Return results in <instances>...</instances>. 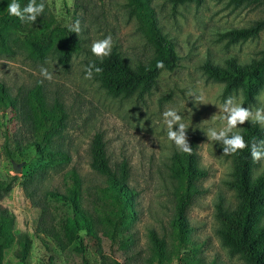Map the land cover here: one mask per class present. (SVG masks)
Listing matches in <instances>:
<instances>
[{
    "label": "rangeland",
    "instance_id": "1",
    "mask_svg": "<svg viewBox=\"0 0 264 264\" xmlns=\"http://www.w3.org/2000/svg\"><path fill=\"white\" fill-rule=\"evenodd\" d=\"M44 3L45 22L36 25L34 31L52 30L56 34L60 26L72 27L78 20L81 31L76 35L81 47L72 53L68 67H64L55 49L57 36L53 34L54 42L46 56L37 59L30 55L24 42L29 32L11 30L10 50L0 52V81L12 96L18 95L26 103L21 117L0 108V179L15 177L11 189L0 196V209L13 217L14 236L26 235L31 240L24 262L16 255L19 245L14 241L4 250L2 264H84L83 257L89 264H159L153 260L150 230L166 240V259L162 264H178L173 259L175 242L170 225L178 182L169 169L171 156L178 149L167 137L163 117L167 108L182 116L188 140L196 136L199 164L208 171L200 180L202 193L187 210L197 252L186 253L192 263L199 260L200 264L212 261L242 264V259L230 254L216 233V204L236 203L234 191L226 183L231 177L232 160L224 155L222 145L209 140L206 133L209 129L219 131L226 127L221 109L228 97L235 96L236 103L253 110L264 107V103L256 98L252 104H243L241 91L224 95L223 84L208 78L203 64L206 60L223 64L231 56L246 63L261 54L264 29L253 38L233 44H226L221 33L264 19V0L238 5L234 0H202L200 4L153 0L159 26L175 43L179 61L173 70H163L158 75L149 92L129 97L109 94L94 75L92 79L85 78V63L96 57L91 52L92 43L109 35L112 50L133 67L148 63L154 56L153 46L138 29L135 18L128 15L126 0H44ZM41 66L52 73L51 80L41 75ZM39 85L49 109L53 110L58 100L66 112L65 128L59 137L52 138L47 149L65 153L67 160L48 161L31 144L35 135L28 120L33 112L27 95ZM261 92L264 86L257 96ZM194 95L201 96L203 103L197 105ZM243 126L233 132H240ZM97 132L103 135L111 165L123 159L130 165L129 183L136 192L138 210L131 227L135 235L133 254L118 244L124 232L118 231L114 242L104 233L107 228L102 218L110 208L94 188L100 179L89 164V147ZM14 165L19 172L14 171ZM263 169L264 160L258 162L253 175ZM72 170L81 176L82 204L92 216L96 236L88 235L83 222H75L69 209L64 214L61 202L47 194L53 189L64 191L71 183ZM62 215L65 223L59 220ZM261 222L264 224V215Z\"/></svg>",
    "mask_w": 264,
    "mask_h": 264
},
{
    "label": "trees",
    "instance_id": "2",
    "mask_svg": "<svg viewBox=\"0 0 264 264\" xmlns=\"http://www.w3.org/2000/svg\"><path fill=\"white\" fill-rule=\"evenodd\" d=\"M152 1L126 0L128 15L135 18L138 29L153 46L154 56L148 63L133 67L115 50H112L111 55L104 57L102 61L95 57L85 63V68L93 63L102 68L103 71L99 74L93 72L94 78L113 96L129 97L133 94L142 96L155 85L158 75L163 70H173L178 65L179 55L176 45L162 32ZM173 1L175 3L194 1L200 4L202 0ZM234 1L238 5L256 0ZM10 2L11 0H0V52L10 50L11 30H25L29 32L24 42L30 55L43 59L52 47L53 37L57 36L58 44L55 49L58 52V60L64 67H68L72 53L81 47L76 33L71 30L72 27L60 26L56 34L52 30L36 32L34 31L36 25L45 22V12L37 18L34 24L22 23L18 17L11 16L7 12ZM17 2L23 8L29 0H17ZM40 2L41 0H37V3ZM263 29L264 19H259L248 25L228 28L221 33V37L226 38V44H233L253 38ZM158 61L164 62V69L156 67ZM203 69L208 78L223 84L224 95L241 91L243 104H252L264 86V50L258 57L246 63H240L234 56L228 57L223 64L206 60ZM27 96L29 107L33 112L28 120L31 122L29 124L35 135L31 144L40 156L48 161L67 160L65 153L47 149L52 138L59 137L66 126V112L62 103L55 100L53 110H50L40 85L33 88ZM0 108L4 112H11L16 117L23 116L20 113L26 108L24 100H21L18 95L12 96L1 81ZM239 133L249 144V148L229 155L232 160V171L226 183L234 191L236 203L233 206H225L222 201L216 204L215 216L218 220L216 233L229 253L242 259V264H264V224L261 222L264 215V169L254 176L253 170L258 162H253L250 156V146L253 140L257 143L264 140V126L249 121L244 124ZM188 141L192 147L191 153L175 151L171 156L169 167L170 175L178 182L175 214L170 221L171 236L175 242L172 254L178 264H200L199 260L192 263V259L186 253L190 251L194 254L198 248L191 239L192 227L187 218V210L196 197L202 193L200 180L208 175V171L199 164L196 136L193 135ZM89 154L90 167L100 179L98 183H95L94 188L108 201L110 208L108 212H104L102 218L107 228L104 233L114 242L117 232H124L118 244L125 252L131 251L133 254L135 235L131 227L137 219L138 210L135 201L136 192L129 183L130 165L126 159L115 166L111 165L106 143L99 132L95 133L92 139ZM69 177L71 183L64 191L53 189L47 194L61 202L60 207L64 208L62 210L64 214H67L68 209L71 210L74 221H82L83 228L88 235L96 236L92 216L82 204L81 176L77 171L72 170ZM14 178L13 176L10 180L0 179V196L11 189ZM59 220L65 223L63 215ZM12 223L13 217L4 209H0V264L3 261L4 250L9 248L14 241L19 245L16 255L22 262L25 261L31 247V240L28 236L21 235L18 238L14 236L11 229ZM149 239L153 246V260L162 264L167 252L165 238L159 236L155 230H150ZM83 262L89 264L85 257H83ZM113 264L119 263L114 262ZM210 264H215V261Z\"/></svg>",
    "mask_w": 264,
    "mask_h": 264
},
{
    "label": "clouds",
    "instance_id": "3",
    "mask_svg": "<svg viewBox=\"0 0 264 264\" xmlns=\"http://www.w3.org/2000/svg\"><path fill=\"white\" fill-rule=\"evenodd\" d=\"M44 0L37 3V0H29V3L21 8V5L17 0H11L8 4L7 12L9 15L18 17L22 23H35L37 18L42 16L45 11ZM71 30L74 33L79 34L81 31L80 22L77 20L72 25ZM91 52L101 61L104 57L110 56L112 52V37L109 35L102 40L94 41L91 45ZM158 69H164L165 65L163 61H158L156 64ZM103 70L97 67L95 63L89 65L85 69V78L92 79L93 72L99 74ZM41 75L47 79H52V73L47 68L41 66ZM197 105L203 103L201 96H193ZM257 100L264 103V92H261L257 97ZM221 111L225 114L226 127L217 131L215 129H209L207 137L209 140L219 142L223 147L224 155L236 154L238 151H242L249 148V144L245 141L244 137L239 132H233L239 125H244L246 122L251 121L253 124H260L264 126V107L251 109L245 108L242 104L236 103V97H228L224 102ZM164 121L167 125V137L170 141H173L179 151L191 153L192 147L189 144L187 138V128L182 123V116L178 114L175 109L167 108L163 112ZM178 125V129L175 126ZM231 133V135H229ZM250 156L253 162H260L264 160V140H260L258 143L253 140L250 146ZM83 235V233H81Z\"/></svg>",
    "mask_w": 264,
    "mask_h": 264
},
{
    "label": "water",
    "instance_id": "4",
    "mask_svg": "<svg viewBox=\"0 0 264 264\" xmlns=\"http://www.w3.org/2000/svg\"><path fill=\"white\" fill-rule=\"evenodd\" d=\"M14 171H15V172H19V171H20L19 167H16V166L14 165Z\"/></svg>",
    "mask_w": 264,
    "mask_h": 264
}]
</instances>
